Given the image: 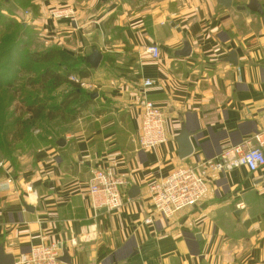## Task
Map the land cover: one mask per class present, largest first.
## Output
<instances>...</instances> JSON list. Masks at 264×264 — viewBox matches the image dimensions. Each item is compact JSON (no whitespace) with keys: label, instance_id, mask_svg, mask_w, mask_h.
<instances>
[{"label":"crops","instance_id":"0c3cea01","mask_svg":"<svg viewBox=\"0 0 264 264\" xmlns=\"http://www.w3.org/2000/svg\"><path fill=\"white\" fill-rule=\"evenodd\" d=\"M32 1L39 14L28 9L24 23L45 45L84 59L97 50L102 61L96 69L87 63L92 74L82 81L90 105L39 143L28 169L12 176L9 166L0 168L5 253L16 264L31 247L57 242L71 264H264V166L255 173L245 167L214 173L198 205L145 224L151 183L229 146L256 144L264 107V0H256L255 10L247 7L252 0L230 6L218 0H80L76 20L62 21L51 12L76 0ZM186 42L191 54L182 56ZM150 45L160 48L159 59L144 53ZM144 97L166 117L167 141L151 150L135 142ZM183 131L194 149L185 159L177 141ZM100 167L128 182L129 200L97 214L88 186ZM93 225L99 235L73 248L70 241Z\"/></svg>","mask_w":264,"mask_h":264},{"label":"built area","instance_id":"2783aa9c","mask_svg":"<svg viewBox=\"0 0 264 264\" xmlns=\"http://www.w3.org/2000/svg\"><path fill=\"white\" fill-rule=\"evenodd\" d=\"M29 12L22 16L26 19ZM78 13L71 6L54 9L51 17L54 20H76ZM144 53L152 59H159L161 50L157 45L147 46ZM75 82L77 79L72 78ZM145 86H152L153 81L146 80ZM142 115L139 135L135 142L142 150L155 149L167 141L166 117L162 108L146 97L140 103ZM254 140L246 141L244 145L229 146L214 159L198 161L194 165L182 166L169 176L149 185V198L152 210L145 220L146 225H152L155 216L170 220L176 214L193 208L203 201L210 191V178L214 173H226L238 167H245L255 173L264 166V107L260 116V130ZM4 167L0 163V168ZM128 182L120 177L111 167L97 168L89 181L88 195L91 207L97 212L106 210L112 212L120 209L129 200L124 192ZM99 235L96 225L87 227L80 238H73L70 244L73 248L82 241H90ZM61 243H42L31 247L22 253L16 264H63Z\"/></svg>","mask_w":264,"mask_h":264},{"label":"trees","instance_id":"16d2710c","mask_svg":"<svg viewBox=\"0 0 264 264\" xmlns=\"http://www.w3.org/2000/svg\"><path fill=\"white\" fill-rule=\"evenodd\" d=\"M13 0H5V3H9ZM23 3V7L31 9L33 16H38L39 7L33 4L32 0H18ZM3 4L0 1V26L6 29V35L0 34V93L2 90V79L9 77L11 74V66L6 68L8 64H4L6 58L14 53H18L20 50L27 49L28 42L25 41L30 33L31 27L26 23H17L14 20H8L2 16ZM29 59L35 62L37 65H42L43 67L36 73L35 77L29 78L27 87L29 89L39 88L40 90L34 91L30 90L18 97V89L14 93H9L8 91L11 85L5 86L2 92L9 94L5 98H0V112L6 113L0 118V144L5 146H11L8 142L9 137H17L21 141L25 136L26 132L33 125L34 120L40 119L42 114L47 115L50 120L60 117L61 120L69 118L73 121L79 115L82 108L90 105L92 102L89 94L82 89V84L84 79L91 77L92 69L85 62L84 57H73L68 55V53L58 46H51L48 48H42L40 52H29ZM69 60V61H68ZM10 61V60H8ZM11 64V62H10ZM14 66V64H12ZM71 76H77L78 82L71 80ZM15 79V78H14ZM13 79V80H14ZM61 87H68V92H64L62 98L56 103H51L53 105H47L50 103V99H54L53 94L50 95V99L41 98V94L44 90H59ZM5 94V95H6ZM25 105V112L30 116L25 117V119L12 120V123L8 121V114L13 116L16 114L17 106L16 102L19 100ZM0 113V114H1ZM5 117V118H4ZM7 119V120H6ZM3 123H5V128H3ZM4 129H8L7 137L4 135ZM47 135H41L39 137V142L46 139ZM18 141V142H19ZM11 150V149H10Z\"/></svg>","mask_w":264,"mask_h":264},{"label":"rangeland","instance_id":"374dc122","mask_svg":"<svg viewBox=\"0 0 264 264\" xmlns=\"http://www.w3.org/2000/svg\"><path fill=\"white\" fill-rule=\"evenodd\" d=\"M1 3L4 5L3 6V12L1 13L2 16L7 18L8 20H14L17 23H23L25 22V18L22 16L28 11V8L23 7V3H21L18 0H13L9 3H5V0H0ZM80 0H76L74 4L75 6H82V4H78L77 2ZM69 6V4H67ZM72 7V6H71ZM6 29L4 27L0 26V34L1 35H6L7 33ZM119 33H112L113 36H118ZM25 41L28 42L27 49L20 50L18 53H14L9 55L6 58V61L4 64H8L6 68L10 67L11 68V74L7 78L2 79V90L0 93V98H5L6 96L8 97L9 94H6L4 91L7 89L5 86L8 87V85H11L9 88L10 91L9 93H14L16 89H18V97L24 96L25 93L30 92V90L38 91L40 90L39 88H34V89H29L30 87L25 88L28 83L29 78L35 77L36 73L43 67L42 65H37L35 62L31 61L29 59V52L35 51V52H40L42 48H48L49 46L45 45L44 37L37 32L34 29H30V33L25 39ZM89 50V47H88ZM70 55V54H68ZM71 56V55H70ZM10 60V61H8ZM69 61V60H68ZM11 62V64H10ZM14 64V66L12 65ZM15 78V79H14ZM72 78L78 79L77 76H71L70 79ZM14 79V80H13ZM82 89L86 90L87 86L83 83L82 84ZM69 88L68 87H61L59 90L53 91V90H44L42 94L40 95L41 98H49L50 95L53 94V100L50 99V103H47V105L50 104L53 105L56 103L59 99L62 98V95L64 92H68ZM6 94V95H5ZM18 100L16 102L17 110L16 114L13 116L8 114V121L12 123V120L16 119H25V117L30 116L25 112V105L22 103V101ZM53 103V104H51ZM1 113V112H0ZM5 112L0 114V118L6 115ZM5 118V117H4ZM7 120V119H6ZM70 119L66 118L61 120L60 117H57L53 120H50L47 115L42 114L40 119L34 120L32 122V126L29 128V130L26 132L25 136L21 141L17 137V140H15L14 137H9L8 142H10L11 146H5L3 144H0V163L2 162L3 165L9 166V169H11V175L13 176L14 174H17L19 172H22L25 169H28L31 165V162L33 160V155L35 153V150L37 149L39 145V137L41 135H48L50 132H53L55 135H58L61 133L63 128H65L69 123ZM3 128H5V123H3ZM8 129H4L3 133L6 136ZM7 137V136H6ZM19 141V142H18ZM11 149V150H10ZM0 169V173H2Z\"/></svg>","mask_w":264,"mask_h":264},{"label":"water","instance_id":"95a60500","mask_svg":"<svg viewBox=\"0 0 264 264\" xmlns=\"http://www.w3.org/2000/svg\"><path fill=\"white\" fill-rule=\"evenodd\" d=\"M110 0H102L103 3H107ZM221 4L225 6H230L232 3V0H218ZM256 0H252L250 4L247 6L249 9H256ZM184 49L179 53L182 56H189L191 54V48L190 44L186 42ZM86 63L90 64L93 68H98L101 61H102V55L100 54L99 51L94 50L90 55H88L85 58ZM97 94L92 95V98H95ZM178 144H179V155L182 159H185L189 157L190 155L193 154V146L189 141V135L183 131L179 138L177 139ZM61 143V142H60ZM59 143V144H60ZM133 191H137V189L133 188ZM134 196V194H133ZM62 251H63V256L59 258V260L63 264H71V258L68 254L67 249L65 246H61ZM0 264H15V259L12 255H8L5 253L4 246H0Z\"/></svg>","mask_w":264,"mask_h":264}]
</instances>
